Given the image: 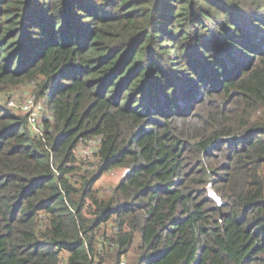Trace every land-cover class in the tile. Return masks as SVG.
Here are the masks:
<instances>
[{
    "label": "trees",
    "instance_id": "16d2710c",
    "mask_svg": "<svg viewBox=\"0 0 264 264\" xmlns=\"http://www.w3.org/2000/svg\"><path fill=\"white\" fill-rule=\"evenodd\" d=\"M0 264H264V0H0Z\"/></svg>",
    "mask_w": 264,
    "mask_h": 264
},
{
    "label": "rangeland",
    "instance_id": "374dc122",
    "mask_svg": "<svg viewBox=\"0 0 264 264\" xmlns=\"http://www.w3.org/2000/svg\"><path fill=\"white\" fill-rule=\"evenodd\" d=\"M34 90L33 86L30 85H22L17 87L11 95L10 99H1L4 103H8L10 100H14L16 103V106L14 108H12L14 110V112L18 113V114H23L25 115V113L22 111V109L20 108V103L24 102L27 99H33L34 100V106L38 111V115L36 117V124L35 127H32V131L35 134L39 133V123L41 121V116H42V112H43V108L41 105V102H35V98L34 95L32 93V91ZM89 150L87 147L85 148H80L79 149V154L84 155L86 153H88ZM89 158L91 159V155H88ZM126 170L124 169H113V170H108L106 172H104V174L101 175V177L99 178V180H97V182L95 183L96 188H106V187H113L115 186L118 181L120 180V178L125 174Z\"/></svg>",
    "mask_w": 264,
    "mask_h": 264
},
{
    "label": "built area",
    "instance_id": "2783aa9c",
    "mask_svg": "<svg viewBox=\"0 0 264 264\" xmlns=\"http://www.w3.org/2000/svg\"><path fill=\"white\" fill-rule=\"evenodd\" d=\"M8 107L14 108L16 106V103L14 100H10L7 103ZM20 108L22 111L26 114L27 120L29 125L32 127H35L36 117L38 115V111L34 106V100L33 99H27L24 102L20 103Z\"/></svg>",
    "mask_w": 264,
    "mask_h": 264
},
{
    "label": "water",
    "instance_id": "95a60500",
    "mask_svg": "<svg viewBox=\"0 0 264 264\" xmlns=\"http://www.w3.org/2000/svg\"><path fill=\"white\" fill-rule=\"evenodd\" d=\"M210 196L216 201L217 206L219 207L221 204L220 198L218 196H216V194L214 192H210Z\"/></svg>",
    "mask_w": 264,
    "mask_h": 264
}]
</instances>
